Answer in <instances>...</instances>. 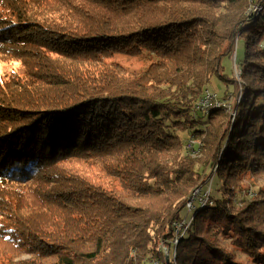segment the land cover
Wrapping results in <instances>:
<instances>
[{
  "label": "trees",
  "instance_id": "trees-1",
  "mask_svg": "<svg viewBox=\"0 0 264 264\" xmlns=\"http://www.w3.org/2000/svg\"><path fill=\"white\" fill-rule=\"evenodd\" d=\"M144 54L137 72L106 61ZM0 56L21 63L0 77V249L47 264H245L220 237L264 264V0H0ZM213 76L233 84V116L197 108ZM197 138L205 158L186 146Z\"/></svg>",
  "mask_w": 264,
  "mask_h": 264
},
{
  "label": "rangeland",
  "instance_id": "rangeland-1",
  "mask_svg": "<svg viewBox=\"0 0 264 264\" xmlns=\"http://www.w3.org/2000/svg\"><path fill=\"white\" fill-rule=\"evenodd\" d=\"M257 5H253L251 8V11H255V9H257ZM243 43L242 40H238L236 42V50L234 55H232L231 58H223L222 59V65H223V73L227 75V77H229V79H232V77L238 78V72L236 71L237 69L235 68V61L237 62V59L242 55L243 53ZM114 61L117 63V65H121L122 67H124L125 69H127L128 71H138L141 69H146L152 62V59L149 58L148 55L144 54L142 56H136V57H131V56H125V55H115L113 57H108V59H106L107 62L109 61ZM21 63L19 60L16 59H12L10 58L9 60H4V58H2L0 56V77H4L9 75L12 71H17L18 68L20 67ZM208 90L212 91L213 93H215L217 95V97L221 100L226 99L225 102L227 104V108L225 109V111L228 113H230L232 110V105H231V109L229 108L228 102H231V104L233 103L232 101L234 100L235 96L230 94L228 95L229 97L227 98V96H224V93L226 91H233L235 88H233V84L232 83H225L223 81H221L217 76H213L212 79L210 80V82L208 83ZM238 97V96H237ZM235 102H237V98L235 99ZM224 109V108H222ZM217 119H221V118H217ZM199 141V139H195V144ZM199 155L201 158H205L206 156V152L204 150H200L196 152L195 156ZM74 166H78L81 170H90V167L88 168V165L84 162H79V161H74L71 163ZM92 169V174L95 175L96 178H98L99 180L102 181V184L104 185V188L106 189H110V188H118L119 187V183L118 180H116L115 178H109V177H105L103 175V172L100 170V168L98 169L96 166H94ZM204 173L208 174V170L205 169ZM211 177H207L204 179L205 182V186L202 184H199L198 187L194 188L191 192V196L189 197V199H192V202L197 205L199 202V200L203 201L205 199V197L207 198L208 192H209V184L211 182ZM216 180V179H215ZM258 182L260 183V185L264 186V175L260 177V179H258ZM214 185H216V181L214 182ZM251 193H253L254 189L250 190ZM246 195L248 197H250L248 195V193H246ZM252 196V195H251ZM187 214H190L193 209H188L186 210ZM189 216V215H187ZM180 225L177 227L179 228ZM218 242L221 243L225 248H227L228 250H230L234 256H236V258L238 260H240L241 262L245 263V264H251L250 258L248 256H246L245 253H242L241 251H239L238 249L234 248V246L229 243L227 238H220L218 237ZM159 249H161L164 253H165V257H167L168 259V255L169 253H172V249H169L168 246L166 247V245H164L162 242H159V247H157ZM0 252L3 253V255L5 254L7 259L9 261L12 260H19L17 261L18 263L20 262V264H47V261H43L41 259L36 258L35 256H31L28 253L21 251V249H16V248H11L9 246H7L4 249H0ZM1 256H3L0 253ZM156 261L151 262L150 264L154 263ZM9 264V263H6Z\"/></svg>",
  "mask_w": 264,
  "mask_h": 264
},
{
  "label": "built area",
  "instance_id": "built-area-1",
  "mask_svg": "<svg viewBox=\"0 0 264 264\" xmlns=\"http://www.w3.org/2000/svg\"><path fill=\"white\" fill-rule=\"evenodd\" d=\"M236 71L239 72L238 70H236ZM238 76H239V74H238ZM225 100L226 99H223V100L219 99L215 93H213L210 90H206L202 99H200L196 104H197V108H200L202 110H209V108H211V107H221V108L226 109L227 104L225 102H223ZM227 102H228L229 108L231 109V102H229L228 100H227ZM230 113L233 116V111H231ZM194 145H195L194 140L189 139L187 141L186 146L190 149V151H191L190 153L192 155L196 154V151H193ZM248 195L249 196L252 195L251 191L248 192ZM206 199L207 198L205 197V199L203 201L199 200L198 202L200 203V205H203L207 202ZM186 202H187L186 206L188 209H192L194 207V203L192 202V199H188ZM152 264H158V263L154 262Z\"/></svg>",
  "mask_w": 264,
  "mask_h": 264
},
{
  "label": "water",
  "instance_id": "water-1",
  "mask_svg": "<svg viewBox=\"0 0 264 264\" xmlns=\"http://www.w3.org/2000/svg\"><path fill=\"white\" fill-rule=\"evenodd\" d=\"M166 259H167V257H166Z\"/></svg>",
  "mask_w": 264,
  "mask_h": 264
}]
</instances>
